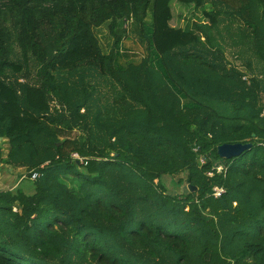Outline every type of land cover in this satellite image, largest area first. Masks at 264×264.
I'll use <instances>...</instances> for the list:
<instances>
[{
	"label": "trees",
	"instance_id": "16d2710c",
	"mask_svg": "<svg viewBox=\"0 0 264 264\" xmlns=\"http://www.w3.org/2000/svg\"><path fill=\"white\" fill-rule=\"evenodd\" d=\"M179 2L195 10L184 25ZM224 15L243 20L264 60V0H0V160L39 172L0 190V264H264V81L217 61ZM105 23L109 53L95 32ZM130 32L148 55L122 64ZM88 69L122 84L113 120L90 117ZM54 98L67 114L51 112ZM76 127L85 134L61 137ZM236 142L253 146L219 156ZM216 165L226 172L208 176ZM175 173L180 194L164 184Z\"/></svg>",
	"mask_w": 264,
	"mask_h": 264
},
{
	"label": "rangeland",
	"instance_id": "374dc122",
	"mask_svg": "<svg viewBox=\"0 0 264 264\" xmlns=\"http://www.w3.org/2000/svg\"><path fill=\"white\" fill-rule=\"evenodd\" d=\"M175 2V1H173ZM181 4L182 6H180ZM174 4L173 8L176 12L174 23L175 24H185L186 21L184 18L194 17V8L192 7H183V3ZM185 5V4H184ZM208 6H211L208 2ZM198 11V10H197ZM201 13L200 11H198ZM182 17H181V14ZM257 18H261V14L256 12ZM185 16V17H184ZM192 23L193 21H189ZM96 34L100 39L101 46L104 52L109 53L113 47L114 40L110 34L108 24L105 23L100 27L95 29ZM214 37V46L217 48L215 53L221 58H218L217 61L221 64H224L227 68H233L237 72L243 74L244 79L250 81L253 78H259L264 81V60L257 54L256 45L253 40L252 31L247 27L243 20L240 18H234L229 16H221L219 18L218 26L212 31ZM14 35V34H13ZM12 51L11 57L16 61L21 60V53L17 44L12 41ZM212 51L213 48L211 49ZM123 55L119 58L120 63L128 64L132 63V60L139 63L144 57L148 55V48L146 43H142L136 35L129 33V36L123 41ZM124 54H129L126 56ZM37 63L34 58L31 59V73L27 76V80L32 84H40L38 77L36 75ZM22 75V74H21ZM78 75H75L73 78H77ZM252 78V79H251ZM24 80V79H22ZM86 80L90 81L92 84H95L96 90L94 92L93 106H90L91 114L90 117L94 119L96 114H100V121L103 120H113L116 113L119 111V107L123 105L122 100H118L121 97V92H124L122 84L119 83L115 78L109 75H102L99 71H94L93 69H88V74L86 75ZM264 99V98H263ZM57 99H51V112L55 113H64L67 114L68 111L66 108H63L58 102ZM130 102V101H129ZM264 102V101H263ZM117 111H116V108ZM88 108V107H86ZM126 110L128 116L132 115V104ZM82 109V111H84ZM118 119V115H117ZM85 134V130L76 127L74 131L68 135L61 136H72L76 137L78 135ZM96 139L100 140V143H105L106 139L105 134L102 131H97L95 133ZM9 140L6 137H0V147L3 152V155H7L9 150ZM114 154V153H113ZM20 170H8L7 166L4 167L2 173V180H4L5 186L7 189H14L19 185V180L25 172H28L27 168H19ZM184 176V173H175L172 175H167L164 178V184L168 193L170 194H180L185 192L187 187L186 181L183 184H179L178 180ZM27 179V178H25Z\"/></svg>",
	"mask_w": 264,
	"mask_h": 264
},
{
	"label": "built area",
	"instance_id": "2783aa9c",
	"mask_svg": "<svg viewBox=\"0 0 264 264\" xmlns=\"http://www.w3.org/2000/svg\"><path fill=\"white\" fill-rule=\"evenodd\" d=\"M4 157H6V155H3ZM72 157L80 162H84L85 161V158L80 156V154L78 152H74L72 153ZM201 162L204 163L205 160L204 158H200ZM5 163L0 160V175L2 174V169H3V165ZM226 172V168L223 166V165H216L213 169L209 170L207 172V175L212 177L214 176L215 172ZM39 177V172L36 171V170H31L30 172H25L24 174H22L21 178L19 181H21L22 179H25V178H30L32 180H35L36 178ZM3 188V189H2ZM0 190H8L7 188H4V187H1L0 186ZM226 192V189L222 186H214L213 188V195L215 197H220L222 196L223 193Z\"/></svg>",
	"mask_w": 264,
	"mask_h": 264
},
{
	"label": "water",
	"instance_id": "95a60500",
	"mask_svg": "<svg viewBox=\"0 0 264 264\" xmlns=\"http://www.w3.org/2000/svg\"><path fill=\"white\" fill-rule=\"evenodd\" d=\"M255 135V134H253ZM253 144L251 142L248 143H223L220 144L217 147V151L220 157L231 159L237 156H240L243 152L250 150L252 148ZM188 188L190 191H194L197 189V186L194 185H188Z\"/></svg>",
	"mask_w": 264,
	"mask_h": 264
},
{
	"label": "crops",
	"instance_id": "0c3cea01",
	"mask_svg": "<svg viewBox=\"0 0 264 264\" xmlns=\"http://www.w3.org/2000/svg\"><path fill=\"white\" fill-rule=\"evenodd\" d=\"M174 22H175V21H174ZM174 24H175V23H174ZM6 156H7V155H6ZM6 166H7L8 170H11V171H13V170H20L19 168H13V167H11V166H9V165L4 164V165H3V169H2V173H3L4 167H6ZM0 186H1V187L5 186L4 180H2V174L0 175ZM2 189H3V188H2Z\"/></svg>",
	"mask_w": 264,
	"mask_h": 264
}]
</instances>
